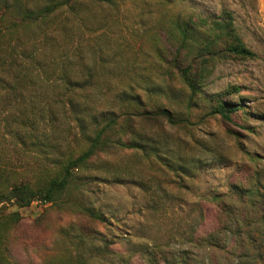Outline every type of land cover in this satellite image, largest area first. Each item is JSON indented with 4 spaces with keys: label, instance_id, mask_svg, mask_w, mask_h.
<instances>
[{
    "label": "rangeland",
    "instance_id": "374dc122",
    "mask_svg": "<svg viewBox=\"0 0 264 264\" xmlns=\"http://www.w3.org/2000/svg\"><path fill=\"white\" fill-rule=\"evenodd\" d=\"M117 1V9L86 5L93 15L75 33L69 58L76 60L81 51L98 63L105 35L111 40L105 59L123 53L132 57V67L145 72L152 62H142L141 56L152 52L148 37L160 32L163 21L176 16L211 20L223 12L231 14L255 58L215 61L190 109L188 91L169 83L180 100L163 97L156 104L171 107L186 121L174 127L144 125L151 133L149 147L158 148L160 158L110 151L95 163L104 170L79 172L55 204L33 202L23 209L6 204L4 215L21 217L8 237L9 259L12 264H245L249 237L259 228L256 215L264 214V0ZM120 35L123 46L117 47ZM109 75L100 81L118 84L120 79ZM233 87L239 91L232 92ZM214 94L242 99L247 114L239 111L230 122L207 115L205 99ZM77 135L72 126V145ZM19 149L12 145L9 152L14 168L44 165ZM79 208H91L106 221L91 220Z\"/></svg>",
    "mask_w": 264,
    "mask_h": 264
},
{
    "label": "trees",
    "instance_id": "16d2710c",
    "mask_svg": "<svg viewBox=\"0 0 264 264\" xmlns=\"http://www.w3.org/2000/svg\"><path fill=\"white\" fill-rule=\"evenodd\" d=\"M87 4L118 7L117 0H0V264H12L7 241L21 220L18 212L2 213L6 204L18 209L33 202L55 204L79 172L104 170L95 163L109 157L110 151L160 158L159 149L149 147L151 133L144 125L165 122L174 127L186 121L171 107L156 104L163 97L180 100L179 90L169 83L177 82L188 91L185 105L190 109L203 94L215 61L255 58L238 35L231 14L223 12L211 20L176 16L163 21L160 32L148 37L152 52L141 56L142 62H152L150 70L142 69L145 72L132 67V57L123 53L105 59L103 53L111 48L105 35L98 63L83 56L81 44L78 58L72 60L68 52L73 37L93 15ZM122 39L120 35L117 47L123 46ZM109 74L120 79L118 84L100 81ZM224 96L205 99L207 115L230 122L239 111L247 114L242 99L230 101ZM72 126L78 132L74 145L69 140ZM12 145L32 155L33 161L40 157L44 165L14 168ZM79 209L91 220L106 221L91 208ZM257 221L245 264H264V214L256 215Z\"/></svg>",
    "mask_w": 264,
    "mask_h": 264
}]
</instances>
